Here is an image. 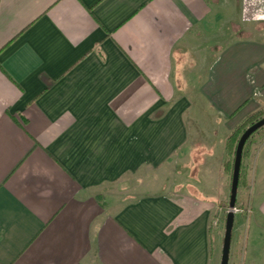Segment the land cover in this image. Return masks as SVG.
<instances>
[{
    "label": "crops",
    "instance_id": "obj_1",
    "mask_svg": "<svg viewBox=\"0 0 264 264\" xmlns=\"http://www.w3.org/2000/svg\"><path fill=\"white\" fill-rule=\"evenodd\" d=\"M231 1L0 0V264H212L207 198L155 180L193 155L188 82L225 130L264 102V38L207 52ZM253 158L228 264H264Z\"/></svg>",
    "mask_w": 264,
    "mask_h": 264
},
{
    "label": "rangeland",
    "instance_id": "obj_2",
    "mask_svg": "<svg viewBox=\"0 0 264 264\" xmlns=\"http://www.w3.org/2000/svg\"><path fill=\"white\" fill-rule=\"evenodd\" d=\"M248 2L249 0H236L237 9H231V6L234 5L232 0L228 3L229 5H226L227 7H222L221 16L223 20L214 27V33L208 34L209 32H207V52L217 51L220 47H224L231 37L235 36L241 37L252 34L264 38V20L259 18L264 16V10L254 9L251 11ZM206 58L207 64L210 57ZM193 70L190 67L191 72L189 75L194 74L192 73ZM186 91L194 99L192 100L194 104L191 106L190 114L193 129L191 128L192 132L188 146L189 149L192 148L191 153L193 155L189 157L187 152L183 157H179L183 161L179 162L178 165H183V167L179 168L175 165L173 169L167 171L170 175L169 180H167L169 175L165 169L158 170L155 181L160 183L164 189L170 187V189L175 190L181 184L185 188H187L186 184H189L188 189H191V191L199 190L207 198L205 200L206 205L211 212L209 219L211 261L212 264H219L225 217L229 209L228 201L232 174L230 167L233 166L234 140L243 127L264 116V102L262 101L261 104L254 103L251 112L247 113L231 129L225 130L217 124L216 116L209 109V106L201 103L196 104L197 98H199L196 83L188 82ZM221 121H223V118ZM263 142L264 127L245 145L234 210L235 217L237 215H247L250 210L249 194L253 178V156L257 155ZM194 160H198V162L195 163ZM146 181L149 180L146 179V174L143 172L142 180H136L135 185L134 183L127 185V189L130 187L144 189ZM136 193L138 191L134 192L133 190L132 195H136Z\"/></svg>",
    "mask_w": 264,
    "mask_h": 264
},
{
    "label": "water",
    "instance_id": "obj_3",
    "mask_svg": "<svg viewBox=\"0 0 264 264\" xmlns=\"http://www.w3.org/2000/svg\"><path fill=\"white\" fill-rule=\"evenodd\" d=\"M263 125H264V116L258 119L257 121H255L253 124L248 126L243 131L235 147L232 174H231V183H230V194L228 201L229 209L225 217L224 234H223L222 249H221L219 264H228L229 262L232 229H233L234 217H235L234 208L236 205V197L238 191L240 168H241L244 145L247 139L250 137V135Z\"/></svg>",
    "mask_w": 264,
    "mask_h": 264
},
{
    "label": "trees",
    "instance_id": "obj_4",
    "mask_svg": "<svg viewBox=\"0 0 264 264\" xmlns=\"http://www.w3.org/2000/svg\"><path fill=\"white\" fill-rule=\"evenodd\" d=\"M257 120H258V119H257ZM257 120H255V121H257ZM255 121H254V122H255ZM254 122H250V124L247 125L246 127H243L242 130L239 129L240 131H239L238 135H236L235 140H234V151H233V153L235 152V147H236L237 141H238L239 137L241 136V134L243 133V131H244L248 126H250L251 124H253ZM263 127H264V125L261 126L260 128H258L256 131H254V132L250 135V137L247 139L245 145H247V144L249 143V141L252 139V137L255 136V134L258 133ZM245 145H244V149H243L242 158H243L244 153H245ZM241 163H242V162H241ZM231 168H232V167H230V170H232ZM239 179H240V176H239ZM238 186H239V184H238Z\"/></svg>",
    "mask_w": 264,
    "mask_h": 264
},
{
    "label": "built area",
    "instance_id": "obj_5",
    "mask_svg": "<svg viewBox=\"0 0 264 264\" xmlns=\"http://www.w3.org/2000/svg\"><path fill=\"white\" fill-rule=\"evenodd\" d=\"M234 210H235V208H234Z\"/></svg>",
    "mask_w": 264,
    "mask_h": 264
}]
</instances>
